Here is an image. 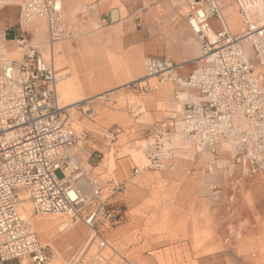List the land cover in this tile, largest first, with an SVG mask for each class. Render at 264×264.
<instances>
[{
  "label": "built area",
  "instance_id": "2783aa9c",
  "mask_svg": "<svg viewBox=\"0 0 264 264\" xmlns=\"http://www.w3.org/2000/svg\"><path fill=\"white\" fill-rule=\"evenodd\" d=\"M20 7L22 21L46 20L47 36L40 49L22 34L13 51L18 56L12 58L0 26V264L53 260V251L20 212L24 200L36 214L64 213L86 226V236L64 264H132L109 238L122 220L121 206L111 201L115 187L110 191L97 182L90 187L79 183L83 173L72 149L81 136L71 122L76 112L93 114L94 108L87 100L61 101L58 70L44 56L67 38L60 6L57 0H21ZM240 14L241 34L226 26L215 32L211 19H222L216 0L191 3L188 20L201 46L197 68L182 76L180 64L147 57L144 77L130 86L155 78L187 89L176 133L200 149L230 141L235 164L243 174H254L264 171V73L256 72L264 67V5L242 0ZM173 135L155 128L144 150L147 168L163 171L172 165L175 155L167 143Z\"/></svg>",
  "mask_w": 264,
  "mask_h": 264
},
{
  "label": "crops",
  "instance_id": "0c3cea01",
  "mask_svg": "<svg viewBox=\"0 0 264 264\" xmlns=\"http://www.w3.org/2000/svg\"><path fill=\"white\" fill-rule=\"evenodd\" d=\"M241 1L216 0L222 19H211L215 32L226 26L237 35L234 30L237 32L240 23ZM57 3L67 29L59 57L88 59L91 78L83 88L113 91L110 102L113 110L120 104V96L127 97L122 113L115 116L116 122L126 124L121 130L138 140H146L157 127L176 134L182 124L188 90L173 82L160 83L155 78L142 80L138 88L130 83L144 77L147 57L180 64L178 72L182 76L197 68L201 46L188 20L190 0H57ZM20 4L21 0H0L1 28L6 35L10 28L19 26L20 36L25 34L30 44L43 49L46 31L38 30L37 23L22 21ZM6 44L10 51L16 50L13 41L6 38ZM79 68L84 69L83 64ZM60 85L64 98L76 91L71 85L68 88ZM193 156L175 157L173 164L161 171V177L153 180L149 179L152 172L135 171L132 164H122L118 172L124 188L122 226L129 229L135 222H141V205L152 190L169 188L167 206L172 210V218L185 220L176 226V233L190 236L197 227L208 228L210 220L216 223V237L203 244L202 253L195 256L188 241L176 244L171 264H264V254L258 248V241L264 240V177L242 179L241 167L236 164L217 168L206 151ZM165 203L161 202L158 208L162 209ZM195 219L201 220L200 223L195 225ZM242 219L249 220L250 226L239 227ZM239 234L249 238L240 239ZM184 250H189V254H183Z\"/></svg>",
  "mask_w": 264,
  "mask_h": 264
},
{
  "label": "rangeland",
  "instance_id": "374dc122",
  "mask_svg": "<svg viewBox=\"0 0 264 264\" xmlns=\"http://www.w3.org/2000/svg\"><path fill=\"white\" fill-rule=\"evenodd\" d=\"M195 1L200 0H190V4H195ZM261 1L264 5V0ZM238 16L240 23L236 26L238 28L237 32L234 30L237 35L241 34L245 27L240 10ZM31 23H37V29L46 31L47 36V22L45 19H36ZM20 34L21 29L16 26L8 30L6 38L16 43V38ZM64 40L56 43L52 52L50 49H46L44 53L45 58L53 61L58 69L60 99L64 104L87 100L88 104L94 108L93 114L76 112L71 122L81 136V139L72 149V154L77 163L76 168L83 173L79 183L85 187H90L91 183L97 182L100 186L107 187L110 191L115 187L111 201L121 206L123 212L125 205L121 201V193L124 188L118 177L122 164L123 166L132 164L135 166V171L136 169H145L152 172L149 173V179L152 180L154 178L159 179L161 171L146 167L148 162L144 156V150L149 137L146 140L132 139L127 132L121 130L122 126H126V124L115 121L116 113L119 115L122 113L120 111L122 107H125L127 97L122 93L123 95L119 98L120 104L115 106V110H113V104L110 103L113 91L98 92L83 88L90 83L89 60L59 57L61 44ZM17 56V54L12 55L9 53V57L15 58ZM80 64H83L84 69L79 68ZM256 72L263 74L264 67L259 68ZM60 84L67 85V88L68 85H71L76 91L73 90L68 98H64L61 93L63 85ZM167 146L174 151L175 156L172 164L177 156L185 158L189 154H193V157H197L199 153L202 154L205 151L210 156V159L217 163V168H222L223 164H235V150L230 141L220 140L215 147L200 149L192 141H187L179 133H176L173 135L172 142L167 143ZM235 173L233 172L232 174L235 175ZM253 176L264 177V171L254 174L241 173L239 175L242 179ZM169 190V188L159 189V192L152 190L147 195V201L141 205L143 211L141 213V216H143L140 220L141 222L137 221L135 224L133 223L134 227L131 225V228L126 229V227L122 226L121 220V223L109 233L111 243L132 264H171V254L175 253V251H172L173 246L175 248L176 244H183L187 241L190 242L189 244L192 245L194 254L197 256L202 253L203 244H207L208 240L216 237V223L212 220L209 221L208 228L197 227L190 236L176 233V226L185 223V220L172 218V210L167 206L168 202H170L171 191ZM161 202H166L162 209L158 208ZM20 212L22 216L25 215V219L32 223L40 241L53 251L51 264H64L68 261L73 249L80 244L87 234V228L82 222H75L64 213L36 214L33 212L32 204L28 201L22 202ZM200 221L195 219V225L200 223ZM62 224H66L63 229L60 228ZM238 226L242 228L248 227L250 222L247 219H242ZM238 238H249V236L239 234ZM258 248L264 254V240L258 241ZM186 252L189 254V250H184L183 254ZM8 263L33 264L25 258H21V260L11 259L4 264Z\"/></svg>",
  "mask_w": 264,
  "mask_h": 264
},
{
  "label": "bare ground",
  "instance_id": "6f19581e",
  "mask_svg": "<svg viewBox=\"0 0 264 264\" xmlns=\"http://www.w3.org/2000/svg\"><path fill=\"white\" fill-rule=\"evenodd\" d=\"M23 22H24V23H29V21H26V20L23 21ZM210 36H211L212 38H214V37H215V33H214L213 31H211V32H210ZM11 54L14 55V54H16V53H15V52H11ZM69 104H72V103H69ZM26 201H28V200H24V201H22V202L24 203V202H26ZM28 202H29V201H28ZM23 215H24V214H23ZM24 216H25V215H24ZM24 216H23V217H24ZM65 226H66V224H62V225L60 226V228L63 229Z\"/></svg>",
  "mask_w": 264,
  "mask_h": 264
}]
</instances>
